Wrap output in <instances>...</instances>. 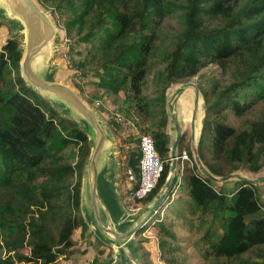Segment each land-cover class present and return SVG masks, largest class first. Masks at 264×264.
<instances>
[{"label":"trees","instance_id":"1","mask_svg":"<svg viewBox=\"0 0 264 264\" xmlns=\"http://www.w3.org/2000/svg\"><path fill=\"white\" fill-rule=\"evenodd\" d=\"M95 1L112 10L118 27L108 31L106 43L98 46L102 72L111 68L116 74L112 85L125 86L129 92L118 112L149 132L161 157L168 159L156 187L137 203L150 202L169 173L168 88L202 76L201 70L211 64L222 75L197 83L205 111L197 146L199 159L215 176L241 169L257 172L264 153V0H174L172 4L169 0H58L54 12H61L59 7L68 2L77 4L79 13L71 12L77 16L76 23L83 24L98 14ZM172 17L177 18L175 32L180 41L163 59L165 64L158 66L159 62H153L157 32ZM70 20L66 26L71 36ZM100 24L105 25L103 19ZM0 28L11 32L4 23ZM96 32L92 29L84 39ZM130 36L138 43L136 51H131ZM73 38L65 53L69 59L73 51L82 52L81 36ZM20 45L17 38L7 36L0 47V225L7 246V255L0 254V264H53L77 251L74 236L79 228L87 227L80 210V188L90 146L78 122L60 114L26 84L20 73ZM154 66L153 90L148 95L142 86ZM229 111L240 118L239 125L228 121ZM119 127L116 121L115 130ZM139 140L136 149L131 141L122 142L120 151L137 177ZM68 146L78 148L76 163L63 156ZM180 149L193 158L190 148L180 144ZM185 162L168 193L171 198L179 194L178 201L165 211L166 216L172 214L168 220L156 217L148 252L167 256L165 264L175 262L171 239L178 238L176 226L199 232L207 224L197 241L198 245L205 241L207 248L201 247L204 257L217 264H263L264 198L255 183L239 179V185L224 192L194 158L192 163ZM37 176L42 181L35 188ZM24 247L29 253H11Z\"/></svg>","mask_w":264,"mask_h":264},{"label":"rangeland","instance_id":"2","mask_svg":"<svg viewBox=\"0 0 264 264\" xmlns=\"http://www.w3.org/2000/svg\"><path fill=\"white\" fill-rule=\"evenodd\" d=\"M39 1V0H38ZM174 0H169V3H173ZM40 2V1H39ZM93 2V0H92ZM58 0H46L43 2V6L47 8L56 23L58 32H59V39H58V46L55 54V58L53 61L55 76L58 80L66 79L68 84H71L78 92H80L81 96L90 104L92 105L99 113L101 119L103 120L107 129L110 130L112 136L116 141V149H115V156L114 159L111 160V169L109 172V178L114 183V186L117 189L118 195L121 198L122 203H116L114 200V194L111 196L105 197L106 203L108 207L114 212V217L118 216L121 211H128L129 213H135L138 211L143 205L140 203H135L134 207L137 205L140 206L137 210L129 209L124 202L126 190H128L129 186L135 183L137 177L133 176V180L129 182L131 179L126 176V171L128 165L126 155L122 156L121 154V146L125 141H131V147L134 149L136 142L138 141V137L142 133H149L143 132L138 127L135 126V123L131 121L129 123L127 118L122 117L123 115L118 112L119 105L125 100V98L129 95V92L125 86H114L112 82L116 80L115 73L111 72V68H109L106 73H103L102 65V57L100 55V51L98 46H102L106 43V34L108 31L113 29L117 30V23L114 18L112 10L105 5L103 2H94V6L97 9L98 14L92 16V18H86V21L82 24L81 21L76 23L77 16H73V13H79V5L72 4L68 2L66 7L60 8L61 12H54L57 9ZM42 4V3H41ZM72 11V12H71ZM72 18H71V16ZM70 19H73L71 21ZM102 19L105 22V25L102 26ZM70 20V31L71 36L68 34V28L66 26L67 22ZM0 23H4L10 30V33L4 32V29L0 28V47L3 42L6 40L7 36L15 37L20 41V44L23 42V38L21 35H13V28L11 24L3 18H0ZM178 21L177 18H171L166 23H164L163 28L157 32L158 38V45L156 54L153 55V62H159L157 65H161L160 63L165 64V57L169 53V51L173 48L174 43L180 41L179 34L177 32ZM92 29H96L97 32L91 36H88L85 40L84 37L88 35ZM176 31V32H175ZM80 35L81 39L79 40V45L82 49V52L77 53L73 51L71 53V58H68V54H65L68 51V46L70 45V41H72L74 36ZM129 42L132 43L131 51H136L137 41L133 36L127 38ZM149 74L146 75V81L142 86V92L148 95H151L153 90V76L156 72L155 66L149 69ZM203 73L202 76L196 75L191 77L188 81H193L196 84L203 82L205 79L210 77L216 76L221 77V70L218 68L217 65L211 64L204 69L201 70ZM121 80V79H120ZM187 82V81H186ZM183 83V82H181ZM80 85L81 88L78 86ZM180 83L172 84L169 90L175 89ZM198 85V84H197ZM189 92V96L186 94L184 96L183 103V110L185 111V129L183 133V137L180 141V144L187 149H191L194 156L193 151V143L194 141L196 147L199 146V135L202 129V119L205 115L204 108L199 107L198 114L194 115L193 113V94ZM131 93V92H130ZM89 100V101H88ZM92 101V102H90ZM99 101L97 105L96 102ZM49 102V101H48ZM50 103V102H49ZM51 104V103H50ZM52 105V104H51ZM60 114L63 116L64 113L57 109ZM119 113V114H118ZM122 115V116H121ZM228 121L237 126L240 124V118L236 117L231 111L228 112ZM194 118L195 125H194ZM116 121L121 125V127L116 128ZM194 125V129H193ZM169 134V147H170V137H171V127L168 122L167 128ZM194 133V138L192 135ZM150 134V133H149ZM123 142V143H122ZM179 144V152L180 150ZM206 144V143H205ZM207 145V144H206ZM136 149V148H135ZM198 149V147H197ZM186 150V149H184ZM187 151V150H186ZM188 153V152H187ZM63 156L66 160L72 163L77 162L78 156V148L77 146H68L63 151ZM189 156V153H188ZM191 157V156H190ZM186 160L189 163H192V157ZM196 161V159H195ZM184 161H179L178 168L175 174L180 170L182 163ZM259 163H261V168L257 172H251L246 169H241L236 172L230 174H241L245 175L249 178H257L264 176V153L259 157ZM198 164V163H197ZM203 164V163H202ZM46 165V162L45 164ZM204 165V164H203ZM86 167V163H84L83 170ZM199 169L201 170V166L198 165ZM39 173V172H38ZM227 174V175H230ZM134 175V174H133ZM182 176V175H181ZM221 177V176H218ZM77 179V178H76ZM75 179V180H76ZM239 177H231L224 181H217L213 180L214 184L217 185L218 188L221 186V190L224 192H229L233 190L236 185L240 184ZM241 180V179H240ZM42 181L41 176H37L33 180V184L35 188H38ZM82 183V177H81ZM257 193L264 198V179L257 181L255 183ZM184 185H182L183 187ZM81 189V188H80ZM113 189L111 188V192ZM179 196V194H178ZM178 196L176 193L173 194L172 198L168 195L163 204L162 208L158 209L157 213L154 215L151 222L145 225L138 233L134 236L135 245L138 247V252L140 254V262L141 264H165V261L168 260L167 256L165 257L164 254H154L149 253L147 248V242H150L154 238L155 233H150L151 226H153L156 217L163 219H169L170 213L166 216L165 211L168 210L170 206H174L177 203ZM177 197V198H175ZM170 202H167L169 201ZM120 201V202H121ZM182 201L180 199L179 203ZM207 224H205L202 229L198 232L197 230L194 232H190L187 226H176L178 238L177 240L171 239V245L173 246V254L176 255V261L171 262L170 264H217V262L213 259H209L204 257V250L207 248L205 241H200V244H197L199 236L203 233L206 229ZM143 230V231H142ZM96 236L88 231L87 227H81L77 230V233L74 236L73 242L76 245L77 251L72 254V256H62L60 257L55 263L53 264H118L117 258L113 257V250L111 247L107 246L103 243L101 246L98 245ZM6 232L3 230L2 226L0 225V254L2 256H6ZM79 246V248H78ZM179 246V248H177ZM203 247V249H201ZM79 249V250H78ZM101 249V250H99ZM75 250V249H74ZM29 253V248H18L15 249L12 254H20V253ZM155 256H154V255ZM145 262V263H144ZM25 264H33V263H25ZM264 264V263H263Z\"/></svg>","mask_w":264,"mask_h":264},{"label":"water","instance_id":"3","mask_svg":"<svg viewBox=\"0 0 264 264\" xmlns=\"http://www.w3.org/2000/svg\"><path fill=\"white\" fill-rule=\"evenodd\" d=\"M0 18L6 19L13 28V35H21L20 73L26 84L49 101L52 106L79 123L89 140L90 153L85 161L80 189V210L88 231L113 250L118 264H141L134 236L153 219L162 207L171 188L179 164V144L185 129V115L180 100L188 88L195 91L193 113L198 114L200 90L193 81L180 83L166 95L168 122L171 127L170 169L166 181L157 194L135 213L121 211L114 217L105 197L114 194L116 203H122L114 183L109 178L114 159L116 141L106 128L98 111L90 105L66 79L55 76V58L59 32L51 12L38 0H0ZM194 118V125H195ZM193 125V129H194ZM194 138V133L192 135ZM193 143L196 162L209 178L224 181L231 177L256 183L264 176L249 178L241 174L221 177L212 174L199 159L198 149ZM111 188L113 191L111 192ZM121 201V202H120Z\"/></svg>","mask_w":264,"mask_h":264},{"label":"built area","instance_id":"4","mask_svg":"<svg viewBox=\"0 0 264 264\" xmlns=\"http://www.w3.org/2000/svg\"><path fill=\"white\" fill-rule=\"evenodd\" d=\"M96 104L98 105L99 101H97ZM139 137V177L136 176L131 166H128L126 171V176L131 179L129 182L133 180V176L137 177L135 183L128 187L129 189L126 190L124 195V202L128 205L127 207L132 210L139 209L140 206L138 205L134 207L136 201H140L147 197L156 187L164 170V165L168 162V159L162 158L156 149L155 141L151 134L142 133ZM188 159L189 156L187 151L184 149L181 150L179 152V161H186Z\"/></svg>","mask_w":264,"mask_h":264},{"label":"crops","instance_id":"5","mask_svg":"<svg viewBox=\"0 0 264 264\" xmlns=\"http://www.w3.org/2000/svg\"><path fill=\"white\" fill-rule=\"evenodd\" d=\"M190 91H192L191 93L193 94V103H194V97H195V91H194V89L193 88H188L187 90H185L184 91V93L181 95V97H180V100H181V103H182V100H184V96H186V94L189 96V92ZM203 102H204V100H203V95H202V92H201V94H200V106L199 107H201V105H202V108H204V106H203ZM182 105H183V103H182ZM200 109V108H199ZM199 111V110H198ZM183 113H184V115L186 114L185 113V111L183 110ZM184 119H185V117H184ZM203 120V119H202ZM202 125H203V123H202ZM201 125V126H202ZM201 134V133H200ZM199 138H200V135H199ZM199 140V139H198Z\"/></svg>","mask_w":264,"mask_h":264}]
</instances>
